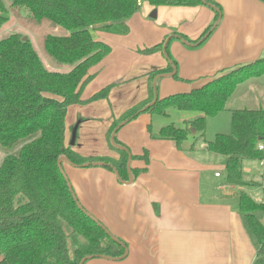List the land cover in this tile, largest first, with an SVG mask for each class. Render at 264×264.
Segmentation results:
<instances>
[{"label": "crops", "instance_id": "obj_1", "mask_svg": "<svg viewBox=\"0 0 264 264\" xmlns=\"http://www.w3.org/2000/svg\"><path fill=\"white\" fill-rule=\"evenodd\" d=\"M211 1L220 7L221 16L198 47L194 41L215 23L216 8L198 5L137 10L128 21L126 36L99 32L97 40L109 45L111 52L91 71L96 75L82 93L83 103L71 105L66 111L65 145L84 158L118 162L120 154L110 143L111 127L135 105L153 101L150 73L166 69L170 61L162 51L149 55L142 51L163 46L169 35L167 50L176 63L179 80L173 81V76H167L170 73L159 74V99L188 93L264 58V2ZM151 10L157 11L158 25L146 19ZM173 17L178 22L173 23ZM177 34L189 43L184 44ZM108 86L106 99L91 101ZM252 88L257 91L249 95ZM262 88L264 76L238 85L223 112L231 116L233 110H264ZM241 90L245 94L239 97ZM235 102L243 104L231 108ZM154 117L141 113L118 125L115 137L131 156V184L121 183L104 167L62 164L81 207L127 250L122 260L94 258L85 264H264V256L257 255L260 245L239 211L238 193L245 192V187L226 183V158L206 149L209 140L198 144L192 134L181 149L160 139L159 131L165 124H155ZM197 117L185 113L180 118L181 128L192 130L190 123ZM212 119H207V126ZM78 122L72 140L71 129ZM145 155L147 161L141 158ZM243 167L244 162L242 171ZM120 179L129 181L127 167ZM254 215L264 225L257 212Z\"/></svg>", "mask_w": 264, "mask_h": 264}, {"label": "trees", "instance_id": "obj_2", "mask_svg": "<svg viewBox=\"0 0 264 264\" xmlns=\"http://www.w3.org/2000/svg\"><path fill=\"white\" fill-rule=\"evenodd\" d=\"M137 1L11 0L13 8L26 10L34 22L48 21L69 32L66 37L47 36L44 49L54 61L72 69L64 74L47 71L31 42L21 35L0 41V147L21 145L16 156H7L0 164V264H80L88 257L118 259L124 254L125 245L113 241L99 221L78 207L79 201L73 197L57 161L65 157L77 167L101 162L106 164L104 168L115 169L119 177L126 173V151L114 147L120 154L114 163L108 158L81 157L67 147L65 115L69 106L83 103L82 93L96 75L91 71L111 52L109 45L93 39L92 33L126 36L128 21L139 9ZM145 1L153 9L207 5L217 9L216 18L221 15L220 7L211 0ZM8 21V10L0 0V28ZM213 28H207L193 45L200 46ZM176 36L189 43L184 36ZM162 47L156 45L142 54L160 52ZM165 55H169L167 46ZM173 66L176 63L170 60L166 69L152 71L151 81L159 74L171 73ZM261 76L264 58L188 93L157 98L153 105L151 99L135 105L111 127L109 138L120 123L141 113L166 116L168 109H174L198 116L190 127L196 131L195 141H204L207 119L226 110L238 85ZM173 78L179 80L177 73ZM110 88L102 89L91 101L107 98ZM230 122V134H217L212 141L204 142L208 151L226 158V183L243 188L248 183L243 179L242 163L263 158L258 146H264V110H233ZM78 125L71 129L74 139ZM158 137L181 149L190 132L171 124L163 127ZM114 141L123 146L116 137ZM141 158L147 161L146 155ZM238 200L245 225L260 245L257 255L263 257L264 225L254 213L264 210V205L255 203L244 191L238 193Z\"/></svg>", "mask_w": 264, "mask_h": 264}, {"label": "rangeland", "instance_id": "obj_3", "mask_svg": "<svg viewBox=\"0 0 264 264\" xmlns=\"http://www.w3.org/2000/svg\"><path fill=\"white\" fill-rule=\"evenodd\" d=\"M2 2L4 4V6L6 7V9L8 10L9 21L6 24H4L2 28H0V41L4 40L7 37H9L10 35H14V34H18V35H21L23 37H26L31 42L33 49L35 50L36 54L38 55V57L42 63V65L44 66V68L47 71L61 73V74L68 73L69 71L66 70L69 68L68 66L57 63L51 57H49L48 54L45 52L44 39L47 36L66 37L69 35V32L60 28V27L53 25L52 23H50L48 21H42L40 23L34 22L33 20L30 19L29 14L26 10L13 8L11 6V0H2ZM148 9H153V7H151L144 0L142 8L138 9V10L140 12H143V11H148ZM153 11L154 10H151L150 12H148V16L146 15L147 16L146 19L149 23H151V24L156 23L158 25L159 20L157 21V19L153 20V19L148 18L149 15ZM169 11H170V9H168V13H169ZM161 14H162V12H161ZM220 16H218V18L215 19V21H214L215 23L213 24V27H215L218 24ZM158 19H161V16ZM173 19H175V17H173ZM178 20L179 19L177 18L175 20H172V22L173 23L175 21L178 22ZM99 34H100L99 32H93L92 33L93 39L97 40V35H99ZM170 36H172V35H169V37ZM169 37H167L163 46L165 45V43L169 39ZM162 50H163V47H162ZM166 56H167L166 57L167 60H168V58H170V60L174 61L171 58V56L170 57H169V55H166ZM176 73H177V69H176ZM158 76L159 75L154 77L153 82H154L155 78ZM177 76H178V74H177ZM173 81H178V80L173 79ZM153 82H152V86H153L154 97L156 95L157 98H159L158 97V94H159L158 91H159V83L160 82L156 81L157 83H155V85H153ZM185 83H187V82H185ZM244 87H246V86H244ZM109 91H110V89H109ZM256 91L257 90H255V88H252L251 93L249 95L255 94ZM261 91L264 92L263 88ZM244 94H245V92L243 90L238 92L239 97L244 95ZM262 97L263 96H261V98ZM242 104L243 103H241V102H235V103H232L230 106H231V108H234V106H237V105L239 106ZM245 106H247V105H245ZM249 106H251V105H249ZM252 106L255 107V105H252ZM166 113H168V114H166V116L155 115V117L153 118L154 123L157 125L165 124L166 126L172 124L177 128L182 127V122L180 121V118H183L185 113L179 112V111L174 110V109H168L166 111ZM122 124H123V122L120 123V125H122ZM165 125H164V127H165ZM184 128H186V130H189V132L191 131L190 136H191V134L196 135V131L192 127H191L192 130L188 129L187 126ZM230 132H231L230 114L228 112H222L216 118H213L212 120H210V122L207 126V129H206V134L204 136V138H205L204 140L212 141L217 134L227 135V134H230ZM202 142L203 141L200 140L198 142V144H200ZM110 143H111V140H110ZM20 147H21V145H17L15 147H13L12 149H4V148L0 147V164L3 161V159L7 156H16L20 150ZM262 154H263V158L260 160H246V161H244V167H243L244 170L242 171V174H243L244 181L248 183V185L245 186L246 194L255 203L264 205V152H262ZM257 216L262 218V220L264 221V210L258 211Z\"/></svg>", "mask_w": 264, "mask_h": 264}, {"label": "water", "instance_id": "obj_4", "mask_svg": "<svg viewBox=\"0 0 264 264\" xmlns=\"http://www.w3.org/2000/svg\"><path fill=\"white\" fill-rule=\"evenodd\" d=\"M216 11H217V10H216ZM156 17H157V11L154 10V11L149 15V18L155 20ZM23 40L26 41L27 38H26V37H23ZM169 40H170V39H168V40L166 41L165 45L163 46V50H162V51H163V54H164V55H165V49H166V46H167ZM184 44L187 45L186 42H184ZM198 44H199V43H198ZM188 45H189V44H188ZM195 46H196V45H195ZM166 57H167V56H166ZM175 73H176V68L173 66V71H172V73L167 74V76H168V77H172V76L175 75ZM158 78H159V76L155 78V80H154V82H153V85H155V83H156V81H157ZM156 101H157V96L155 95V97L153 98V101L151 102L150 105H153ZM122 125H123V124H122ZM122 125H121V126H122ZM117 130H118V127L113 131V133H112V135H111V138H110V140H111V144H112L114 147H116L117 149H120V150L126 151L125 148L116 145V143H115V141H114V138H115V135H116ZM74 136H75V131H73V137H72V140H74ZM126 152H127V151H126ZM130 162H131V156L128 154L127 164H126L127 171H128V174H129V181H128V182H123V181H121L118 172H117L115 169H113V172H114L115 176H116L117 179H119V181H120L121 183H123V184H131L132 181H133V178H132V175H131V171H130V169H129ZM63 163H66V164H68V165H70V166H72V167H77L76 165L72 164V163H71L67 158H65V157H61V158H59L58 161H57V166H58L60 172H61L63 175H64V172H63V170H62V164H63ZM88 166H89L88 164L84 165V167H88ZM91 166H93V167H104V166H106V164L101 163V162H95V163H92ZM64 177H65V175H64ZM65 179H67V178L65 177ZM68 187L71 189V186H70L69 182H68ZM73 197L76 199L75 194L73 195ZM78 207L81 209L80 204H78ZM106 233L111 237V239H112L113 241H115V242H119L118 239H116L115 237L111 236L110 233H109L108 231H106ZM126 255H127V250H125L124 254H123L120 258H118V259H110V258H107V257H101V258H103V259H109V260H122V259H124V258L126 257ZM91 259H93V257L85 258V259H83V260L80 262V264H85V262H86L87 260H91Z\"/></svg>", "mask_w": 264, "mask_h": 264}, {"label": "built area", "instance_id": "obj_5", "mask_svg": "<svg viewBox=\"0 0 264 264\" xmlns=\"http://www.w3.org/2000/svg\"><path fill=\"white\" fill-rule=\"evenodd\" d=\"M141 4H142L141 1L138 0V1H137V6L140 7ZM258 150L261 151V152H264V146H263V145H259V146H258ZM217 176H218V175H217Z\"/></svg>", "mask_w": 264, "mask_h": 264}]
</instances>
